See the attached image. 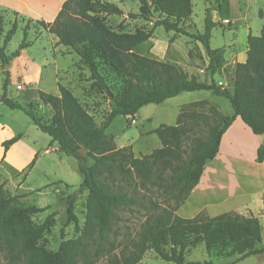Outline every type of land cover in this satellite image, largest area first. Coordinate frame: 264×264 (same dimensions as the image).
Instances as JSON below:
<instances>
[{
    "label": "trees",
    "instance_id": "trees-1",
    "mask_svg": "<svg viewBox=\"0 0 264 264\" xmlns=\"http://www.w3.org/2000/svg\"><path fill=\"white\" fill-rule=\"evenodd\" d=\"M138 1L140 17L152 22L156 19L153 30L162 27L167 33L186 36L204 47L210 59L211 83L200 81L178 65L140 55L137 49L152 39L153 31H115L101 15H122L123 12L110 3L68 0L53 23L29 20L19 50L8 55L7 47L19 29V16L12 13L15 21L0 45V63L5 76L0 104L23 112L58 144L61 154L77 161L78 172L83 178L79 189L89 195L83 229L79 227L76 214L77 195L66 199L65 227L75 225L79 236L63 241L58 252H54L43 246L42 241L57 225V214H51L42 224H35L34 217L47 209L18 206L19 197L11 196L5 189L6 180L0 168V254L8 264H99L98 258L103 254L107 257L105 264H140L150 251L167 263L212 264L186 262L185 251L201 244L208 255L218 251L221 257L238 256L239 261L264 256L262 226L253 216L246 218L231 212L211 218L202 212L194 219L186 220L176 214L200 183L206 167L218 156L222 137L237 118H241L254 135L264 137V24L260 36H248V58L245 63L236 65L231 92L213 79L216 75L215 51L210 42L212 32L220 25L213 21L211 11L206 12L204 33L190 34L183 29L182 23L193 15L192 0ZM259 16L264 21V11H260ZM33 23L54 35L60 46L78 55L89 69L92 89L109 96L111 111L101 126L80 100L62 85H59V96L39 94L42 104L53 111L50 122L39 116V104L10 98L11 75L5 66H11L14 59L30 47L28 36ZM3 28L0 20V35ZM119 83H122L121 87ZM201 91L228 100L234 115H222L208 101L183 107L176 126H161L154 131L162 148L140 157H136L131 148L119 149L115 139L107 135L117 117L135 121L146 106L161 105L182 93ZM206 106L212 122L205 123L207 133L204 138H199L196 136L202 115L197 110ZM21 138L19 135L3 144L4 156ZM82 149L88 151L85 158L81 157ZM36 158L28 167L25 178L35 166ZM257 161L264 162L263 147L258 150ZM136 180L142 190L147 191L153 185L170 195V201L179 200V203L173 209L153 206L154 214L147 217L137 238L118 254L108 252L105 243L112 224L118 221V212L142 206L138 198L127 191L130 183Z\"/></svg>",
    "mask_w": 264,
    "mask_h": 264
},
{
    "label": "rangeland",
    "instance_id": "rangeland-1",
    "mask_svg": "<svg viewBox=\"0 0 264 264\" xmlns=\"http://www.w3.org/2000/svg\"><path fill=\"white\" fill-rule=\"evenodd\" d=\"M101 1L117 6L123 12L122 15H101L105 18L106 23L115 31L121 33H135V31L139 29L145 30L146 32L153 31L152 39L137 49V52L140 55L160 62L178 65L177 63H184L187 56L190 54L192 60L196 63V69L201 71L207 66V61L210 62L204 47L198 42H195L186 36L176 34L175 32L167 33L162 27L153 30L155 21L152 22L140 17V3L138 0ZM192 1L194 6L193 15L188 21L182 23L183 29L190 34H203L205 30L206 12L208 10L211 11L212 17L214 18L215 16L217 21H219L217 24L220 25L219 28L212 32L211 46L214 49L222 48L215 51V61L213 66L216 72L219 70L221 72H223V70L228 72L229 69L227 68H231L234 65L232 62H234V56L237 54L236 48L241 46L243 34L249 29L252 30L253 33H256L258 28L262 26V21L257 13L259 11H264V0ZM156 17H158V15H156ZM0 20L3 21V24H5V21L8 22L10 20L11 28L15 21V17L11 13L9 14L0 10ZM23 28H25L24 25H21L12 39L10 43L11 46L8 48V54L19 50L24 39ZM40 29L42 28L34 23L30 26L28 43H30V50L33 46V50L31 51L34 55H38L39 52L42 51L40 47H47L50 45L48 34H43L40 39L39 37L37 39L38 31ZM3 38L4 33L0 35V41H2ZM37 40H39V43H35ZM170 40H173V42L170 43ZM233 41L236 45L234 47L235 49L230 48V55L232 56V58H230L227 48L225 47L229 46ZM59 65L61 69H64V66H71L70 68L76 71V74H79L82 71H89L87 66L82 63L76 65V68L73 67L68 59L60 61ZM46 67L47 68L44 70V80L50 79V74L52 72L51 65H46ZM205 75V77L211 76L209 66ZM218 79L217 76L214 77L215 81ZM1 80L4 84V70L0 63V96L3 94V84L1 83ZM80 80L81 87L74 92V95L94 116L97 125L101 126L111 111V100L108 95L92 89L90 73H81ZM204 80L205 78L203 77L202 82L206 83ZM118 85L121 87L122 83H119ZM212 95L213 94L208 91L184 93L172 100H167L161 105L146 106L141 109L139 116L135 118L137 122L136 124H134L132 119L128 120L124 117H117L107 130V135H113L120 146L124 142L129 144V142L133 141L136 143L135 148L142 151V155L151 154L160 146V140L153 131L161 126H175L176 117L178 113H180L178 112V109L188 102L207 100L211 105L220 106V104H222L223 115H230L232 107L229 101ZM9 96L13 100L24 102L22 99L15 96V92L13 95L10 93ZM0 107V120L5 121V123H10L17 130H22L21 132L23 133H27L28 140L32 143L36 142L35 144L40 148V156L43 157L40 166L28 180L25 179L26 170L13 180L6 181L5 189L7 185L10 184L8 187L10 191L8 190V192L12 196L13 194H16L17 185L19 186V184H22L20 193L29 196H16L19 197L17 205L20 207L50 206L45 213L34 217V222L37 225L44 223L47 217L51 214H57V225L45 236L42 245L51 251L58 252L63 241L76 239L79 236L76 232L75 225L65 227V203L68 197L77 195L76 214L81 229H83L86 221L87 200L89 194L88 192L79 189L83 183V178L78 172V163L74 158H69L60 152L50 153L49 150L47 151L45 147L47 142L46 137L49 136L41 132L23 112H18V110H16L15 113L20 116L17 114H14L15 116L11 114L12 116H10L7 114L11 111L8 107L3 104ZM37 110L39 111V116L45 122L51 121L53 111L50 107L41 105ZM197 111L202 115V119L199 120L200 129L198 130L199 132L196 137L204 138L208 129L205 123L212 122L210 110L209 107L206 106L199 108ZM194 137L193 134L192 138ZM186 146L189 148L190 143L187 142ZM24 152L27 153L28 150L26 149ZM134 154H136V157L141 156L137 151ZM92 163L93 162H90V164ZM130 184L131 186L129 188L126 186L127 191L135 195L142 206L134 207L132 210L118 212V221L112 224V231L108 234L105 243L106 251H114V254L120 253L125 246L137 238V235L141 231L147 217L154 214L153 206L164 208L170 207L173 209L179 203V200L170 201V195L164 194L163 191L153 185L149 187V190L145 191L140 187V182L138 180L131 182ZM33 189L34 191H31ZM61 192L62 195H60ZM239 259L238 256L234 258L221 257L218 251L208 255L204 244L185 251L186 262H211L212 264H264V256H253L243 261H239ZM98 260L99 264H105L107 261L106 254H103ZM0 264H8L2 254H0ZM140 264L173 263H167L161 260L153 251H150L145 255L144 260Z\"/></svg>",
    "mask_w": 264,
    "mask_h": 264
},
{
    "label": "crops",
    "instance_id": "crops-1",
    "mask_svg": "<svg viewBox=\"0 0 264 264\" xmlns=\"http://www.w3.org/2000/svg\"><path fill=\"white\" fill-rule=\"evenodd\" d=\"M67 1L68 0H0V10L9 14L17 13L20 19L19 28L21 25H24L25 27L29 20L44 21L45 23L50 24L57 19L63 5ZM259 13L260 11L257 14ZM213 21L215 23L219 22L215 16ZM261 21L262 26L258 28L256 33H253L252 30L249 29L243 34L241 46L236 48L237 54L234 56V62H232L234 65L231 68H227L229 71L226 72L223 70V72H221L219 70L216 72L214 77L217 76L219 79L215 82L223 89H227L231 92L233 91L236 65L243 64L247 61L248 36L251 33L253 36L257 37L261 35L264 24L262 19ZM3 25H6L3 28L5 37V34L10 29V20L8 22L5 21V24ZM43 34H48L49 36L50 45L47 46L48 48L44 46L40 47L42 51H40L38 55L32 53L31 50H33V46L31 47V50L30 48L23 50L20 56L14 59L10 69H8L10 70L11 75L10 93L13 95L15 92V96L22 99V101L26 103H36L40 106H44L40 101V92L59 96V85H62L74 94V92L81 87V73L89 74L88 71H82L81 73L76 74V71L70 68L71 66H64V69H61L59 65L60 61L68 59L73 67L76 68V65L81 64L80 57L71 49L60 46L58 44V39L43 29L38 31L37 39L38 37L40 39ZM37 42L39 43V40L35 43ZM0 45H3V40L0 41ZM235 45L236 44L233 41L229 46L225 47L227 48L228 55L231 54L230 48H234ZM9 46H11V44H9ZM9 46L7 47V53ZM211 49L217 51L222 48L214 49L211 46ZM14 53L15 52L8 55ZM230 58H232L231 55ZM177 64L189 75L200 78V81H202V78L204 77L206 83H211L212 77H205L210 62L207 61V66L204 67L202 71L198 70L195 66L196 63L192 60L189 54L184 63ZM46 65H51L52 72L50 74V79L44 80V70L47 68ZM200 73L204 75H201ZM1 83L3 84L2 80ZM183 94L184 93L179 96ZM197 102L201 101L186 103L178 109V112H181L183 107ZM0 106H2V104H0ZM213 106H215L223 115L222 104H220V106ZM15 111L16 110H11L7 114L15 116L14 114H17ZM179 115L180 113H178L176 117V125ZM233 115L234 111L232 109L230 115L226 114L224 116L232 117ZM137 116H139V114ZM136 123L135 119L134 124ZM21 131L22 130H17L10 123H5V121L0 120V167L2 169L3 178L6 181L13 180L26 171L32 161L37 157L35 166L29 171L25 178L28 180L38 169L43 160V157L40 156V148L35 144L36 142H30L27 133ZM19 135L22 136L21 140L13 145L4 156L3 144ZM108 136L113 137L116 141V138L113 135L110 134ZM46 139L47 142L45 147L47 151L49 150L50 153L59 152L58 144L52 142L50 137H46ZM116 144L119 149L131 148L134 153L137 151L139 155H142V151L135 148L136 143L133 141L129 142V144L124 142L121 146L116 141ZM261 147L264 148V137L254 135L244 121L241 118H237L223 135L218 156L206 167L200 183L196 186L176 214L180 218L186 220L194 219L202 212H206L211 218L231 212L237 213L246 218L253 216L260 220L263 236L262 246H264V162L258 163L257 161L258 150ZM160 148H162L161 142L158 149ZM26 149L28 150L27 153L24 152ZM9 186L10 184L6 187L7 191L9 190ZM21 186L22 184H19V186L17 185V191L15 192V195H12L13 197L29 196L20 193ZM31 191H34V189ZM60 195H62V192ZM49 207L50 206L39 208L48 210Z\"/></svg>",
    "mask_w": 264,
    "mask_h": 264
},
{
    "label": "water",
    "instance_id": "water-1",
    "mask_svg": "<svg viewBox=\"0 0 264 264\" xmlns=\"http://www.w3.org/2000/svg\"><path fill=\"white\" fill-rule=\"evenodd\" d=\"M154 21H156V19H154ZM6 69H7V70L10 69V66H6ZM87 153H88V151H87L86 149H82V150L80 151V154H81V157H82V158H85V157L87 156Z\"/></svg>",
    "mask_w": 264,
    "mask_h": 264
}]
</instances>
